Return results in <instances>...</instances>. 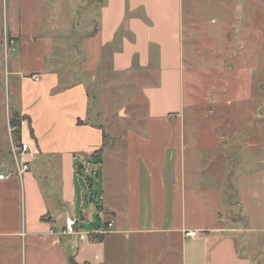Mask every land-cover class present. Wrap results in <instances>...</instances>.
Segmentation results:
<instances>
[{"label": "crops", "instance_id": "obj_1", "mask_svg": "<svg viewBox=\"0 0 264 264\" xmlns=\"http://www.w3.org/2000/svg\"><path fill=\"white\" fill-rule=\"evenodd\" d=\"M247 2L259 1L239 0L243 14ZM187 5L0 0V175L15 170L14 143L30 146V170L0 180V264H264L240 251L237 220H220L228 190L240 187L203 173L202 144L186 142ZM198 5L193 0L192 9ZM4 31L17 41L16 53L6 54ZM125 75L148 81L147 120L108 128L107 113L94 108L93 86L109 89L108 76ZM124 105L118 122L130 121ZM14 115L19 134L10 132ZM261 165L262 180L253 182L263 219L255 231L264 234ZM238 205L239 220L249 221L246 205ZM68 218L85 240L64 234ZM186 231L199 236L186 239Z\"/></svg>", "mask_w": 264, "mask_h": 264}, {"label": "rangeland", "instance_id": "obj_2", "mask_svg": "<svg viewBox=\"0 0 264 264\" xmlns=\"http://www.w3.org/2000/svg\"><path fill=\"white\" fill-rule=\"evenodd\" d=\"M238 1L199 0L197 9H192L193 0H189L186 6L183 124L187 145L196 140L203 146L202 164L208 162L203 173L227 176L240 187L228 190L220 220H237V228L243 230L235 234L240 251L264 260V254L259 255L264 234L255 231L262 226L261 202L255 197L261 191L253 182L262 180L264 162V0H258L260 5L247 2L244 14ZM5 62L2 60L7 90L10 80ZM106 79L113 80V85L109 89L93 86L92 95L94 108L107 113V127L128 125L132 120L137 125L146 122L148 105L143 90L148 81L144 85V78L137 75ZM122 103L128 104L123 106H127L123 118L130 115V121L124 123L118 122ZM97 178L92 176L90 181ZM238 204L246 205L243 217L249 221L239 220L242 209Z\"/></svg>", "mask_w": 264, "mask_h": 264}, {"label": "built area", "instance_id": "obj_3", "mask_svg": "<svg viewBox=\"0 0 264 264\" xmlns=\"http://www.w3.org/2000/svg\"><path fill=\"white\" fill-rule=\"evenodd\" d=\"M4 43H5V47H6V54L9 55V54L16 53L17 48H18V46H17L18 43L13 37H10L6 31H4ZM32 79L34 81L38 82L41 80V76L40 75H33ZM15 131H16V128L14 126H12L10 123L11 134H13ZM29 151H30L29 144L22 142V141L14 143L12 155H13V159H14L15 170L8 173V174L0 175V180L10 179V178L15 177V176L16 177H22L23 175L26 174L30 170V166L25 161V157L29 153ZM85 165H89V163L86 162ZM91 174H92V176H97L96 171H92ZM76 226H77L76 219L68 218L66 220L64 234L68 235V236L77 235L80 237L81 240H85L86 234L78 231L76 229ZM108 227L109 228L112 227V224H108ZM105 233H108V231ZM198 236H199V233H197L195 231H186L185 232V238L186 239H193V238H196Z\"/></svg>", "mask_w": 264, "mask_h": 264}, {"label": "trees", "instance_id": "obj_4", "mask_svg": "<svg viewBox=\"0 0 264 264\" xmlns=\"http://www.w3.org/2000/svg\"><path fill=\"white\" fill-rule=\"evenodd\" d=\"M11 125L16 128V131L14 132L15 134H19L20 132V126H21V120L20 117L13 116L12 120L10 121ZM20 142V140H19ZM98 163V162H97ZM97 240H101V237L97 238Z\"/></svg>", "mask_w": 264, "mask_h": 264}, {"label": "water", "instance_id": "obj_5", "mask_svg": "<svg viewBox=\"0 0 264 264\" xmlns=\"http://www.w3.org/2000/svg\"><path fill=\"white\" fill-rule=\"evenodd\" d=\"M91 226L94 228V225H93V224H92ZM96 228H97V227L95 226V229H96Z\"/></svg>", "mask_w": 264, "mask_h": 264}, {"label": "bare ground", "instance_id": "obj_6", "mask_svg": "<svg viewBox=\"0 0 264 264\" xmlns=\"http://www.w3.org/2000/svg\"><path fill=\"white\" fill-rule=\"evenodd\" d=\"M97 172V171H96Z\"/></svg>", "mask_w": 264, "mask_h": 264}]
</instances>
